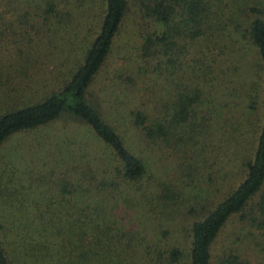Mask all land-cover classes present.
Instances as JSON below:
<instances>
[{"label": "trees", "instance_id": "obj_1", "mask_svg": "<svg viewBox=\"0 0 264 264\" xmlns=\"http://www.w3.org/2000/svg\"><path fill=\"white\" fill-rule=\"evenodd\" d=\"M62 1L68 0H22V9L28 12L32 3L43 18H55L59 27L68 21V12L58 7ZM139 5L146 28H140L136 54L143 62L123 64L115 71L112 84L121 87L101 93L99 104L91 103L88 94L111 51L127 0H101L96 30L80 59L56 71L54 66L46 69L39 63L35 40L27 39L26 32H6L8 22L0 17V143L14 133L68 115L90 140L61 139L66 151L54 158L58 162L52 172L55 186L60 196L74 192L94 196L92 201L79 203L75 219L65 225L38 220L47 215L54 218L51 208L32 214L23 211L25 216L13 213L16 219L10 222L0 217V264H14L18 258L40 264H142V258L122 254L129 246L135 254L137 246L123 232L112 238L118 230L101 224L99 218L105 212L100 214L98 209L110 206L113 198L123 194L137 196L150 210L159 207L161 215L171 206L175 213L184 206L180 185L185 182V171L189 175L194 171L198 159L194 156L208 137L203 134V120L214 105L208 91L215 87L212 62L220 54L231 62H250L252 70L234 76L240 65L229 67L233 70L223 83L228 92L216 104L232 102V109L242 115L255 114L259 104L260 123L250 152L238 154L244 167L242 177L213 202L212 176L207 173L202 204L191 201L189 211L199 207L201 214L188 225V261L250 264L231 248L212 261L211 246L234 214L264 230V0H139ZM54 37L46 34V41ZM50 54L43 51L42 57ZM185 62L186 69L191 67L187 69L190 79L201 80L202 86L199 81L185 84ZM194 62L200 67L195 69ZM141 79L145 84L138 86ZM201 103L206 109L199 113L196 107ZM217 109L220 107L213 110ZM187 149L192 151L190 161L185 159ZM157 152L173 156V178L161 177L152 158L158 157ZM200 157L212 169L206 156ZM258 245L264 264V238ZM166 251L170 262L181 255L177 247Z\"/></svg>", "mask_w": 264, "mask_h": 264}, {"label": "rangeland", "instance_id": "obj_2", "mask_svg": "<svg viewBox=\"0 0 264 264\" xmlns=\"http://www.w3.org/2000/svg\"><path fill=\"white\" fill-rule=\"evenodd\" d=\"M100 1L84 0L79 3L74 0L62 1L58 7L62 6V10L68 12V16L65 15L68 21L59 27L55 23V18L50 15L43 18L40 9L32 6V3L29 5L28 12H25L22 9L25 8L23 6L25 3H22V0L10 2L0 0V17L8 22L5 27L6 32H26L27 39L35 40L34 44L39 48V63L45 65L46 69L54 66V71H56L58 68L64 69L66 66L72 65L80 59L84 46L96 30L100 15ZM145 19L141 13L139 0H127L125 16L113 38L111 51L105 60L106 63L102 71L92 81L91 93L88 94V100L91 103L99 104L102 100L101 93L121 87L118 84L115 87L111 78L115 71L122 69L123 64L143 62L136 52L140 43V28L145 27ZM46 34L50 36L54 34L55 37L46 41ZM43 51H51V54L43 58ZM216 59L215 62H212L214 71L211 73L215 87L208 91L214 105L210 112L206 111V118L203 120V134L208 137L203 140V147L199 150V154L194 156V158L198 157L193 164L194 171H191L192 173L189 175L190 172L186 170L185 182L180 185L185 197L184 206L180 210L178 209L177 213L171 211L173 209L171 206L167 209V213L161 215L159 207L150 210L137 196L123 194L113 198V203L110 206L105 205L98 209L100 214L105 212L99 218L101 224H111L114 231L118 230L114 232L112 238L123 232L131 237V244L135 243L137 246L134 247V250H137L135 254L130 246L126 247L122 254L140 257L142 264H189L188 225L191 219L199 217L201 214L199 207L197 211L192 212L189 211V206L192 200L197 201V206L202 204L200 198L205 185H207V173L212 176L209 185L210 189H214L213 194H210L213 196L211 200L213 202L221 198L243 175L244 167L239 163L240 156L238 154L250 152L252 136L260 123L259 104L256 110L257 114H253V111L251 114L245 115L244 113L242 115L232 109V102L227 105H219L216 102L224 101L221 97L225 92H228V88L223 83L227 82V77H229L227 75L230 70H233L229 67L240 65L234 70V76L244 75L245 71H251L252 67L250 62H231L225 54H220ZM186 64L187 62H185V84L197 81L202 84V81L195 77L190 79ZM194 64L195 69L197 66L200 67V65H196V62ZM54 73L56 74V72ZM196 73L198 74V71ZM142 77L147 78V76ZM156 81L159 85V79L156 78ZM144 84L142 79L138 82V86ZM221 87L222 89L225 87V89L222 91ZM162 93L161 97H164V92ZM215 107H220V110H213ZM203 109L206 108L202 103L196 107L199 113ZM224 118L226 119L224 120ZM85 133L82 126L75 123L68 115L62 114L58 119L40 128L14 133L1 142L0 217L10 222L16 219L13 217V213L17 212V217L19 214H23V211L32 214L42 209V211H46L51 208L55 214L54 218L47 215L44 218H38V220H41L42 223L47 220L63 225L72 222L75 219L73 214L75 215L80 207L78 204L92 201L94 196L89 192H74L60 196L55 186V176L52 175L53 168H56L58 164L54 158L61 150L65 149L61 145L63 137L82 141L88 139ZM47 139L50 141H44ZM194 148L198 149V146ZM191 153V150H186L185 159L187 161H190ZM157 154L158 157L152 158L156 159L161 177L173 178L176 173L173 156L165 152H157ZM200 156H206L205 158L211 164L212 169L205 167V162ZM157 169L153 171L154 174ZM22 219L21 217L20 220L22 221ZM263 238V229L252 226L245 219L234 214L216 235L211 246V260L214 261L217 256L231 248L242 258L247 259L250 264H261L258 242ZM171 247H177L181 251V255L173 262L169 261L166 251ZM14 264L40 263L31 258L25 261L18 258Z\"/></svg>", "mask_w": 264, "mask_h": 264}]
</instances>
